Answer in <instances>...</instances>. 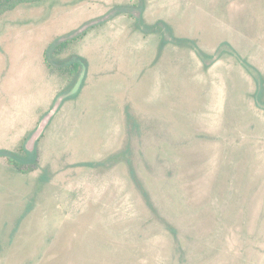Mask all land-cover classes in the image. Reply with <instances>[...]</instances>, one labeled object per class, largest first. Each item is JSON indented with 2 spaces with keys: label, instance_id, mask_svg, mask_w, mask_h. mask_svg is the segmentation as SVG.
Returning a JSON list of instances; mask_svg holds the SVG:
<instances>
[{
  "label": "rangeland",
  "instance_id": "obj_1",
  "mask_svg": "<svg viewBox=\"0 0 264 264\" xmlns=\"http://www.w3.org/2000/svg\"><path fill=\"white\" fill-rule=\"evenodd\" d=\"M0 264H264V0L4 12Z\"/></svg>",
  "mask_w": 264,
  "mask_h": 264
},
{
  "label": "trees",
  "instance_id": "obj_2",
  "mask_svg": "<svg viewBox=\"0 0 264 264\" xmlns=\"http://www.w3.org/2000/svg\"><path fill=\"white\" fill-rule=\"evenodd\" d=\"M42 0H0V16L8 11L13 9L15 6L21 3H37ZM166 28H169L167 23L162 22ZM148 27L150 25H147ZM81 35H78L76 37L67 38L64 40H61L57 44H55L50 53H46L44 56V62L49 70L56 71L60 75L66 77L68 81V85H73L78 77L80 68H81V61L79 59L74 60H66L60 57L61 53L64 52L65 49H67L75 40L79 39ZM177 41L179 42H185L191 41L189 39L183 38V37H177ZM192 42V41H191ZM165 41L163 40L162 36H160V40L158 43V51L160 53L161 48L165 45ZM259 95V94H258ZM257 95V96H258ZM23 152H25L24 148ZM8 164L17 172L19 173H29L31 170L34 169V166L37 164L36 160V154L33 155V157L28 160L27 162L25 160L21 159H15L13 157H7L6 158Z\"/></svg>",
  "mask_w": 264,
  "mask_h": 264
}]
</instances>
